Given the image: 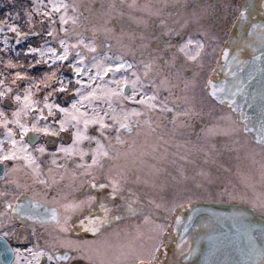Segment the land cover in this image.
<instances>
[{
  "label": "rangeland",
  "instance_id": "1",
  "mask_svg": "<svg viewBox=\"0 0 264 264\" xmlns=\"http://www.w3.org/2000/svg\"><path fill=\"white\" fill-rule=\"evenodd\" d=\"M124 2L132 14L131 12H122V15L117 13L119 9L114 0H0V21L4 22V26L0 30V80L3 81V84H0V91L11 88V92H7L4 97L0 98V111L5 114L4 117H0V141H4L2 147L5 152L12 147L11 142L5 136L8 129L14 133L13 138L20 141V129L11 121L15 119L12 115L13 112L21 108V103L14 97L19 95L23 99L25 89H30L32 100L38 102L27 116L21 114L19 117L21 122L28 127H30L31 117L40 115L37 109L42 110L44 116H47V120L37 121L39 127L47 124L57 129L60 126L59 121L66 119L65 114L56 108L52 110L53 115L48 116V109L44 107V97L52 89L59 88L61 82L67 85L66 90L54 92L52 96L48 97V103L72 111L71 105L80 99L79 94L75 91L80 85L75 81L81 79L82 82L87 83L88 77L76 76L69 65L75 64L85 71L90 69V74L93 75L97 71L92 67V57L96 53L84 48L79 41L83 40L85 43L94 44L99 52L107 53L113 58L111 61H104L105 65L115 64L114 54L119 44L125 48L128 44V41L123 42L122 40L123 32L118 27L120 26L119 22L124 17L135 16V6L143 5L145 0H126ZM146 2V4H153L152 0H146ZM53 5L59 7V11H55ZM63 5H67V9ZM33 9L39 11H32ZM45 12L50 15L45 16ZM29 13H31L30 21ZM61 16L66 18L67 23H61ZM204 24L207 25L203 22L202 26H205ZM8 25H15L20 31L29 33V35L26 39H21L18 42L16 34L8 31ZM116 29L118 30L116 31ZM182 30L187 32L188 28L184 27ZM49 31L53 32L52 36L48 35ZM31 33H36V35ZM127 35L124 32V36ZM6 37L7 39H5ZM61 39L69 46V57L65 61L52 63L51 53L46 50L54 48L58 55L63 54L64 48L60 44ZM117 39L120 41L117 42ZM103 41L108 42V46L104 49H102ZM73 44L77 45L75 49L70 47ZM29 47L41 49L45 53L44 56L38 52L29 53ZM220 48L218 39L215 42L214 55L206 68L203 69V73L198 74L193 81L197 86V94L195 92L197 97L194 96L193 99L189 93V88L192 87V74L186 72L191 65L183 68L179 66L173 72L165 69L166 73H162L165 75L161 74L158 77L159 84L161 81H165L163 85L167 92L164 97L170 103L181 106V113L189 111V115L179 116L175 124L157 122L153 125L154 122L151 126L141 125L132 134H124L123 143H118L120 148L117 150L120 154L117 155V163L110 164L114 157L105 159L104 170L101 171L102 173H97L101 178L98 183H107L108 179L119 181L123 189L122 197L137 201L134 207L143 209L135 212L136 214L132 217L139 223L135 230H130L132 228L130 223L129 225L127 223L126 226L123 222L122 226L117 224L113 227L115 236L121 238L118 245H115L114 241L106 242L109 240L106 237L104 242H99V246L110 248L106 251V255H101L103 261H119V259L112 258L111 253L115 252L114 246L117 247L116 249H121V252L117 251V253L119 255L122 253V257L125 258V256H131L130 251L133 245L141 249L148 243L147 249L150 254L166 237L172 213L175 211L178 213L181 206L191 201L245 202L264 213V209L261 208V205H264V148L255 145L248 139L242 126L234 120L231 112L218 111L219 116L216 117L210 115L206 110L210 104L213 106L206 93V86L210 78L208 69H210V65L214 64ZM77 52H80L84 57L83 64L77 63L80 60V56L76 55ZM37 60L47 61V63L37 64ZM9 62L17 66L8 67ZM17 72L26 76L27 79L16 80L14 83L13 80ZM52 72H56V77L53 81L48 82L49 87H45L40 81L46 74L50 75ZM193 72L199 73L197 69ZM113 79L116 78L110 73V75H105L99 83L106 84L107 88H116L115 83H109ZM92 83L95 86L96 82ZM82 91L87 94L88 89ZM112 102H114V97H112ZM97 103L100 101H94L93 106L100 107L102 112L108 108L105 104L97 105ZM86 104L87 102H85ZM85 111L91 115V109L87 106L80 108V112ZM102 112L101 115H103ZM67 119L71 122V116ZM4 120L9 121L6 127L3 125ZM71 123H75V121ZM70 127L68 126L66 130L71 132L72 127ZM79 127L83 130V123ZM68 131L65 132L66 136L69 134ZM43 136L46 137L45 140L48 139V136L44 134ZM48 143L50 146L47 147V150L51 151L45 153L37 151L39 147L43 146L38 143L27 148V151H31L32 155L37 151L34 157L36 158L35 164H39L38 169L34 168V164L27 165L24 158H22L23 160L15 159V161H22L29 167L28 170L23 168V164H12L10 174H14L12 176L14 182L23 184L27 191L39 189L37 185L38 183L42 185L41 181L45 183L42 187L48 190H51L52 186L58 182L57 188L60 183L54 179V173L58 170L57 165L49 164L43 170L44 173H41L42 168L53 159L55 147L51 146V142ZM63 143L55 149H59L61 146L65 148L72 146V141L67 144L63 140ZM16 147L19 149L20 144L18 143ZM76 147L86 151V140L81 141ZM60 153L66 159L77 160L78 158L76 154L67 158L65 153ZM31 158L33 159L32 156ZM46 177L48 179H45ZM77 177H71L67 182L74 183ZM94 177L98 179V177ZM89 178L91 179L93 176ZM47 181L50 182L47 183ZM88 182L86 180V189H92ZM67 184L73 185L72 183ZM76 190L69 197L76 198ZM110 191V188H106L99 193L108 198ZM94 196H98V193ZM149 201L153 203L149 204ZM117 204L123 207L125 199L118 198ZM156 204H159L160 207L155 208ZM148 207L153 210L149 212ZM122 214L123 216L132 215L127 211H122ZM129 221L132 222V220ZM159 225L165 226L166 231L163 236H160ZM130 241L136 242L131 244Z\"/></svg>",
  "mask_w": 264,
  "mask_h": 264
},
{
  "label": "flooded vegetation",
  "instance_id": "2",
  "mask_svg": "<svg viewBox=\"0 0 264 264\" xmlns=\"http://www.w3.org/2000/svg\"><path fill=\"white\" fill-rule=\"evenodd\" d=\"M114 1L116 3V7L119 9V12L117 13L122 14V12H131L132 14V11L128 8V6H126L127 4L125 2L120 3V0ZM152 1V5L146 4V0L143 5L137 4L134 8L135 16L132 18L124 17V19L119 22L120 26L118 27H120V30L123 32L122 40L123 42L125 40L128 41V44L126 45V48L123 47L122 44H119L114 55L116 58H121L127 64H132L133 67L130 70L125 69L120 73H116L115 78L120 79L122 76L127 75L131 80L136 78L132 75V73H136L142 82L147 84L149 81H152L155 85H157L159 99L164 100L166 97L165 94L167 92L165 91L166 87L162 84H159L158 77L162 73H166L167 70H169V72H173L175 68L185 64L191 66L187 70H183H186V72L192 74L193 71L197 69L199 71L197 74L200 75L203 73V69L206 68V65H208L211 57L214 55L215 42L219 39V46H221V48L219 49L220 51L216 57V62L214 61V64L210 65V69H208L209 77L211 80H213L220 58L227 43L232 37L236 25L234 22L236 21L238 12L243 8L240 6L244 5L247 0ZM145 22L147 23V27H145ZM203 22H205L207 25L204 24L205 26H202ZM184 27L188 28L187 32L182 30ZM117 30L118 29H116V31ZM124 32L128 35L124 36ZM189 32L190 35H188ZM176 33H180V35L178 36ZM156 37H159V41L155 39ZM189 37L193 38L194 40H198L203 45H205V48L201 52V56L195 62L186 61L183 54L177 51L179 44L185 42ZM118 41L120 40L117 39V42ZM168 42H171L173 47L169 49L167 53H165L164 48ZM107 46L108 42L103 41L102 49ZM173 55H176L177 57L175 64H173L171 67H166L165 63L171 60ZM117 62L118 61L116 60L115 63ZM145 64H151V69H146L144 67ZM165 69L167 70L165 71ZM145 72H148L147 77L144 75ZM107 75H110V73ZM191 89L189 88V93L193 99V97L196 96L195 92L197 94V86L193 83V81ZM153 90V87L149 85L143 91L148 94H152ZM210 91L211 89L207 88L206 93L213 106L210 104L208 109H206L207 112L210 115H214L216 117L219 116L218 111L231 112L234 116V120L239 123L232 111L220 105L213 98V96L209 95ZM125 94H131L130 87L125 86ZM167 102L169 107H172L173 105L172 108L175 112L182 111L181 106H178L175 103H170L169 100H167ZM98 104L102 105L101 102L97 103V105ZM103 104L108 106V104L105 102ZM183 105L186 107L185 104ZM122 106L125 109L137 108L141 112L145 113L140 117L131 118L133 121H140L139 127H141V125L151 126L154 122L155 123L153 125H155L157 122H162L163 124L172 122V117L174 115V112L165 113L160 112L159 110L149 111L146 107L129 101H123L121 98L114 96L112 107L117 113L120 112ZM196 109H198L197 106ZM110 116L111 112H109V117L105 118V123H112ZM30 120L31 127L33 118L31 117ZM145 120H149L150 123L145 124ZM69 126L71 125L69 124ZM98 127L99 125L90 124L86 130V135L95 136L98 140H100L101 144L103 145L102 150L108 153L107 156L100 157V165H102V167L97 165L93 168V170L99 171L93 172V175L98 177V179L95 178V182L97 183L101 180L98 174L102 173L101 171L104 170L103 166L105 164V159L114 157L111 160L113 162H110V164L114 162L117 163V155L118 153L120 154L119 150H117L120 148V145L116 140L117 133L115 130H105V133L108 136V139H105L100 135L99 131H97ZM137 128L138 127L134 124L130 133L121 130L120 139L122 140L123 137H125L124 134H132ZM67 131L68 130L61 132L58 136H48V139L46 140V137L44 138L43 133L37 134L32 132L35 135L36 141L34 143H30L27 139V136H25L24 142L28 143V147H32L31 145H35L36 143L43 145V147H45L44 149L46 150L44 151L45 153L47 151H51L47 150V147L50 146L48 142H51V146H54L55 148H57L58 145H63V140L67 144L71 142L73 140L72 133L74 132V128H71V132L68 131V136L65 135V132ZM245 135L252 143L264 148V146L253 141L247 134ZM96 147L97 145L94 140L91 142L86 140L85 152H87L88 155L84 157V161H81L78 154H76L78 157L77 160L72 158H63L58 149L54 148L53 159L41 170L42 173L46 166H49V164L53 166L57 165L56 168H58V170L54 173V179L60 181V183L57 188L56 185L58 182L55 183V185L52 186V189L50 188L51 190L42 187V185H45L44 182L42 185L38 183L37 186L39 189H32L29 191L23 187V184L15 183L12 178L14 174H10V171L12 170V164H23L22 161L9 160L0 164V193L5 194L0 196V214H2L0 215V224L3 225V228H0V264H49L46 256H34V253L37 251H44L49 254L54 253L57 257L65 253H67L70 257H77L76 259H72L70 264H138L139 260L143 259L147 261L150 258V254L147 249L149 246L147 243L144 245L145 247H142L141 249H139L138 246L133 245L132 250L130 251L131 256H125V258L122 257V253L120 255L117 253V251L121 252V249H116L117 247L115 248L114 246L113 249L115 252L111 253V255H113L112 258L119 259V261H103L101 259V255H106V251H108L110 248L102 247V245L99 246V242H104L106 237L109 239L106 242L114 241L116 242L115 245H118L119 242H121V238H117V236H115V230L113 227H115L117 224L122 226L123 222L124 225L127 223L129 225L130 223V227H132L130 230H135V228L139 226L138 220L134 221L132 219L136 213L123 216L122 211H114L111 216L119 218H109L107 223L103 224L98 232L85 231V229L79 224L80 219L89 213L92 219L103 218L104 211L99 206L100 204H105L111 209L122 207V205L117 204L118 198L116 200L115 197L110 196L105 198V196L100 195L99 191L106 190V188L101 189L97 187L86 189V180L92 181L93 178L90 179L89 177L91 176L84 175V169L78 168L77 165L83 162L91 163V153L93 149H96ZM30 152L27 151V153ZM36 152L33 155L30 153L35 160V163L36 158L34 156ZM23 155H21V158H19L20 160H23ZM69 156L70 155H66L67 158ZM36 166L37 165L34 164V168H37ZM24 167L27 170L29 169V167L25 164H23V168ZM60 168H62V170H60ZM5 172H7V175H5ZM74 176H78L75 178L76 181H74V183L67 182V180L70 181V178ZM45 179L48 178L46 177ZM49 182L50 181H47V183ZM67 183H72L73 185L69 186ZM75 189H77V197H69V195L73 193ZM35 191L36 193L34 194ZM96 193H98L97 200L92 204L90 209L87 206L83 207L82 209L66 207L68 205L78 204L81 200H84L87 195H94ZM26 197L32 200V202H35L34 207L32 206L33 204L28 205ZM113 200H115V203L112 202ZM9 202L17 206L16 211H13L11 208H7V204ZM234 203L246 204L255 211L260 212L248 203ZM260 213L264 214L263 212ZM53 214H55L56 218H53ZM28 215H34L35 219H22V217H26ZM66 218H68V224L71 227H69L67 230H62ZM129 220H132V222ZM4 231L9 233L8 237H3ZM106 242L104 243L105 245ZM130 242H132L131 244H134L136 241ZM17 250L20 253L19 257L16 255ZM108 258L110 259V256H108ZM131 259L135 260L132 261ZM53 264H55V262H53ZM60 264H69V262L61 261Z\"/></svg>",
  "mask_w": 264,
  "mask_h": 264
},
{
  "label": "snow or ice",
  "instance_id": "3",
  "mask_svg": "<svg viewBox=\"0 0 264 264\" xmlns=\"http://www.w3.org/2000/svg\"><path fill=\"white\" fill-rule=\"evenodd\" d=\"M124 0H120V3H123ZM55 11H59V7L56 5H53ZM65 9H67V5H63ZM131 7V5H130ZM240 7H243L245 10L239 11L236 21L234 24L239 23L245 19V12L247 11L248 8L251 7L250 4L248 5H241ZM32 11L38 12V9H33ZM73 11H75V8H73ZM29 15V21L31 20V13ZM45 16L50 15V13L45 12ZM122 15V14H121ZM61 23H67V20L64 16H61ZM4 26V22L0 21V30H2ZM145 27H147V23L145 22ZM253 28H256L257 25H252ZM63 30V29H62ZM8 31L13 32L16 34L17 40L21 39H26L29 33H25L20 31L19 28H17L15 25H8ZM32 35H36V33H31ZM49 36L53 35L52 31H49L48 33ZM176 35H180V33H176ZM248 35H252L251 32H248ZM7 39V37L5 38ZM157 41H159V37L155 38ZM80 44L84 46V48L88 49L90 52L96 53L92 57L93 64L92 67L96 68L97 71L96 73L90 74L91 70H82L80 67L76 66L75 64H70L69 67L72 68L74 71L75 75L78 77L82 76H87L88 77V82L84 83L82 82L81 79H77L75 81L76 84L80 85L79 88H76L75 91L76 93L79 94L80 99L76 100L73 102L71 105L72 111L70 112L68 108H61L59 105H54L48 103V97L52 96L54 92H64L66 90L67 85L61 82V86L59 88H54L52 91L48 92V94L44 97V107L48 109V116L53 115V108H56L59 112L64 113L66 119L59 121V129H54L50 127L49 125L45 124L43 127H39L37 124L38 120H47V116H44L43 111L40 109H37L40 112L39 116H34L33 121L31 123V127H28L25 123H22L19 117L21 114L24 116H27L29 114V111L33 109V107L38 103L37 101L32 100V93L30 89H25V95L23 96V99L17 95L14 97V99L18 102L21 103V108L13 112V117H15L14 120L11 121V123L15 124L19 129H20V141L18 142L15 140L14 133L8 129L5 133L6 138L11 142L12 147L5 152L3 150V143L4 141H0V164L4 163L5 161L9 160H15L21 158V154L23 153L24 160L27 165H32L35 164L34 159L31 158L30 153H27V148H28V143L24 142L25 136L28 135L29 132L33 133H43L46 136H58L61 132H64L66 128L69 126L70 121L67 119V117L71 116V120L75 121V123H71V127L75 129V131L72 133V146L70 147H63L61 146L58 151L63 152L66 155H73V154H78L80 156L81 161H84V157L88 155L87 152L79 150L76 146L79 145V143L83 140H88V141H95L96 142V149L92 150L91 153V163L83 162L81 164H78V168H83L84 169V175L87 176H93V180L89 181L88 183L90 184L91 188H110L111 191L108 193L109 196L115 197V198H122L125 199V204L124 206L118 207L117 209H111L107 207L105 204H100L99 206L103 209L104 211V217L103 218H96L92 219L90 213L85 215L82 219H80L79 224L82 228L85 229V231H92V232H98L100 227L107 223L109 218H119V217H112L111 214L114 211H127L129 213H135L137 211H141L143 209H138L134 207V205L137 203V201L132 200L130 198H124L122 197V192L123 189L121 187V184L119 181L113 180V179H108L107 183H97L95 182V177L93 175V168L94 166L100 165V157L101 156H107L108 153L106 151H103V145L101 144L100 140H98L95 136H88L86 135V130L90 124L93 125H99L97 131H99L100 135L103 136L105 139H108V136L105 133V130L111 131L115 130L117 133L116 135V140L118 143H123V141L120 139V134L121 130H124L125 132H131L133 129V125L135 124L137 127L140 125V121L136 120L133 121L131 118L132 117H140L141 115H144L145 113L141 112L137 108H132V109H125L123 106L121 107V110L119 113L115 111V109L112 107V97H119L123 101H129L135 104H139L143 107H146L149 111L153 110H159L160 112H174V115L172 117V123H176L177 119L179 116H188L189 112L185 111L183 113L181 112H175L172 107H169V104L167 102V98L164 100L159 99V92L157 91L158 86L155 85L152 81H149L147 84L142 82L140 77L136 73H132L133 76H135V79H129L127 75L122 76L120 79H113L112 81H109V83H115L116 88H107L106 84H100L99 81H102L104 79V76L107 75L108 73H111L113 77H115L116 73H120L125 69H131L133 67L132 64H127L124 62L121 58L117 57L116 60L118 61L115 64L108 63L107 65L104 64V61H111L113 58L108 56L107 53H101L97 50L96 46L91 43H85L83 40L79 41ZM61 46L64 48L63 54L58 55L56 53V50L54 48H48L46 51L48 53H51L52 57V63H55L56 61H65L69 57V46L66 45V42L64 40H60ZM71 48L75 49L77 47L76 44H73L70 46ZM173 45L171 42H168L164 48V52L167 53L169 49H171ZM204 48V45L198 41L194 40L193 38L189 37L185 42L179 44L177 51L179 53H182L186 61L190 62H195L198 60V58L201 56V52ZM29 53L33 52H38L41 56H44V51L38 48H32L29 47L28 49ZM77 56H80V60L77 62L78 64H83L84 63V57L81 55L80 52L76 53ZM223 55L227 57L229 55L228 51L225 50ZM261 56H264V52L261 53ZM255 59H260L261 57H254ZM233 59L235 60L236 57L233 56ZM177 60L176 55H173L171 60L167 61L165 63L166 67H171L173 64H175ZM37 64L40 63H47V61H42V60H37ZM17 65L12 64L9 62L8 67H16ZM31 66V65H29ZM187 65H181V67H186ZM202 66V65H201ZM144 67L146 69H151V64H145ZM102 70V71H101ZM145 77H147L148 72H145ZM197 73L193 72L191 80L195 81L197 77ZM235 75V73H233ZM56 77V72H52L50 75H45L44 79L40 81V83L44 84L45 87H49L48 82L53 81ZM21 79H27L26 76L21 75V73L17 72L16 76L13 80L15 83L16 80H21ZM96 82L95 86H93L92 82ZM165 81H161V84L163 85ZM0 84H3V81L0 80ZM149 85L153 87V92L152 94H148L144 92L143 90L147 88ZM125 86L130 87L131 89V94H125ZM187 87V83H186ZM207 88L211 89L209 92L210 96H216L217 93H222L224 92V88L222 86H216L212 84L211 78H209L208 83H207ZM242 85H240L237 89V91H231L227 93L228 96V104L230 106H234L233 110L235 111L237 108H242V105L237 104V101L235 100V97L238 95H242ZM88 89L87 94H85L84 91ZM7 92H11V88H7L4 91H0V98L4 97ZM99 93V94H98ZM139 97V98H137ZM262 101H264V96H262ZM187 100V98H186ZM94 101H100L101 104L104 102H107L108 108L106 110H103V115H101V108L98 106H93ZM85 102H87V105H85ZM88 107L91 109V115L87 111L85 112H80V108L83 107ZM250 108L253 107L252 104L248 105ZM109 112H111L110 119L112 120L111 124L105 123V118L109 117ZM4 112L0 111V117H4ZM241 117L245 120L251 121V117L245 116L243 112H241ZM9 121L4 120L3 125L6 127ZM83 123L84 129L82 130L79 125ZM145 124H149V120L144 121ZM118 125V126H117ZM254 127L258 130V135L256 137V141L262 145H264V103L260 105V110H259V121L257 124L254 125ZM246 131H252V127H249L248 124H245L244 126ZM211 131V130H209ZM34 142V141H32ZM20 144L19 149H17V144ZM37 151L43 153L45 151L44 147L41 146L37 149ZM54 155V154H53ZM55 162V161H53ZM102 167V165H100ZM38 168V165L36 166ZM5 175H7V172H5ZM43 183V181H41ZM5 195L4 193H0V196ZM97 196L94 195H87L84 200H81L78 204H73V205H68L66 207H71L73 209H82L83 207L87 206L89 209L91 208L92 204L96 202ZM115 203V200L112 201ZM152 201H149V204H152ZM33 207L35 206V203L32 205ZM160 205L156 204L155 208H159ZM183 207V206H181ZM7 208H11L13 211L17 210V206L9 202L7 204ZM261 208L264 209V205H261ZM149 212L152 211V209L148 210ZM2 215V214H0ZM11 218V217H10ZM53 218L55 217V214H53ZM22 219H35L34 215H28L26 217H22ZM188 219H191V216L188 217ZM175 223L180 224L181 223V218L180 216L175 217ZM69 227H71L68 224V218L65 219L64 222V227L62 230H67ZM160 229V236H163L166 229L164 225H159L158 226ZM0 228H3V225L0 224ZM185 231L188 229L185 228ZM9 233L7 231L3 232V237H8ZM167 245L164 243L163 240L159 242L157 247L155 248L154 251L150 253V258L145 261L143 259L139 260L138 264H163L161 261L160 257L157 256L158 252H161V249L166 248ZM31 251V250H29ZM262 254H264V250H262ZM17 257H19L20 253L17 250L16 251ZM161 255L163 253L161 252ZM34 256L36 257H43L46 256L49 264H60L61 261H68L70 264V261L72 259H76L77 257H70L67 253L61 255V256H55L54 253L49 254L44 251H37L34 253Z\"/></svg>",
  "mask_w": 264,
  "mask_h": 264
},
{
  "label": "water",
  "instance_id": "4",
  "mask_svg": "<svg viewBox=\"0 0 264 264\" xmlns=\"http://www.w3.org/2000/svg\"><path fill=\"white\" fill-rule=\"evenodd\" d=\"M248 4L251 7L245 12V19L236 23L225 47L229 55L222 54L212 80V84L222 86L224 92L213 98L232 111L244 132L258 143L256 137L259 133L254 125L259 121L260 105L264 103L261 99L264 96V56H261L264 52V0H247L244 5ZM254 24L256 28L252 27ZM240 85L243 94L236 96L235 100L242 108L234 111V106L228 104L227 93L237 91ZM249 104L253 107L250 108ZM241 112L251 117V121L243 119ZM245 124L252 127V131H246ZM27 139L30 143L36 141L32 132L28 133ZM26 199L28 205L35 203ZM177 215L181 223H175L170 231L167 247L160 258L163 264L264 263V214L250 206L197 200L185 204Z\"/></svg>",
  "mask_w": 264,
  "mask_h": 264
},
{
  "label": "bare ground",
  "instance_id": "5",
  "mask_svg": "<svg viewBox=\"0 0 264 264\" xmlns=\"http://www.w3.org/2000/svg\"><path fill=\"white\" fill-rule=\"evenodd\" d=\"M223 202H226V201H223ZM148 209H151L150 207H148ZM152 210H153V208H152ZM180 211V210H179ZM178 211V212H179ZM177 211H175L174 213H172V216H171V218H170V223H169V227L167 228V233H166V237L164 238V243L166 244V242H167V240H168V236H169V234H170V231H171V229H172V227L174 226V224H175V217L177 216ZM163 250H164V248L163 249H161V252L163 253ZM161 252H159L158 253V256L161 258Z\"/></svg>",
  "mask_w": 264,
  "mask_h": 264
}]
</instances>
